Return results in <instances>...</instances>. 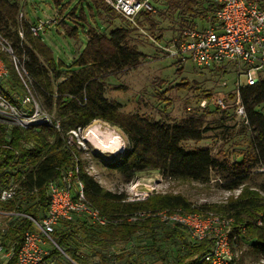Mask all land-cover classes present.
<instances>
[{
    "label": "trees",
    "instance_id": "1",
    "mask_svg": "<svg viewBox=\"0 0 264 264\" xmlns=\"http://www.w3.org/2000/svg\"><path fill=\"white\" fill-rule=\"evenodd\" d=\"M92 2L99 8L95 1ZM167 2L174 11L181 10L182 14L189 11L192 17H207L196 12L197 0ZM56 3L60 4L61 0ZM20 9V0H0V32L24 61L36 94L41 97L44 108L60 122V127L22 128L0 120V190L12 180L18 182L16 196L7 202L0 201V212L9 213L5 243L16 245L9 264L15 261L25 233L34 227L31 217L41 220L48 210L49 183L59 179L62 169L76 163L80 166L79 176L85 184L87 199L109 221L106 225H97L85 214L62 219L54 231L60 249L52 248L48 257L57 263L58 258L66 255L78 264H142L145 257H155L161 264H210L203 259L213 246L210 239L192 241L183 226L160 220L158 212L163 210L194 212L184 195L157 193L130 201L125 191L104 188L83 168L77 144H69L68 140L73 130H84L96 120L118 127L127 138L125 153L111 164L126 181L151 169L166 177L204 183L216 171L223 174L221 187L230 190L242 187L240 195L230 200L225 208L235 215L234 229L240 234L237 243L246 242L249 249L240 258L233 257L228 264H245L246 257L253 261L264 258V225L257 223L258 212L264 209V198L259 193L264 192V181L258 185V190L247 185L253 167L264 166V112L260 108L264 105V77L255 85L240 87L248 120V124L243 123L242 133L247 134L248 144L241 158L229 163L214 154L209 146L187 148L184 145L186 141L207 138L209 112L204 109L179 122L169 123L140 113H125L120 102L106 97L110 76L135 69L144 62L145 54L132 42L133 28L117 27L109 34L89 28L85 48L74 58L72 66H64L56 62L43 39L32 37L31 24L27 21L22 23L25 36L21 38ZM145 18L154 33L157 24L152 14H145ZM69 34L75 36L76 30H70ZM3 56L11 77L19 82L8 57ZM5 93L14 100L10 92ZM230 97L234 98L235 94L231 93ZM261 217L264 220V215ZM163 230L169 245L175 247L174 251L159 243L157 236ZM141 235L150 238V243L126 248ZM68 262L72 264L70 260Z\"/></svg>",
    "mask_w": 264,
    "mask_h": 264
},
{
    "label": "rangeland",
    "instance_id": "2",
    "mask_svg": "<svg viewBox=\"0 0 264 264\" xmlns=\"http://www.w3.org/2000/svg\"><path fill=\"white\" fill-rule=\"evenodd\" d=\"M92 1H95L99 8ZM92 1L61 0V3L57 4L56 0H20L21 9L18 19L21 38L25 36L22 30L24 21L33 24L38 19L43 22L50 20L51 23L46 25L41 38L34 34L32 37H37L40 41L43 39L51 48L56 62L63 63L64 66H72L74 58L82 52L87 44L89 28L98 29L106 34L117 27L131 28L128 22L121 19L114 10L104 5L100 0ZM215 2V0H197L194 8L198 14L207 15L206 19H208L214 13ZM154 8L152 18L157 24L155 32L152 33L148 23L143 22L142 24L150 34L161 35L163 39L169 38L186 22L194 21L202 24L205 21L201 19L200 15L190 16L189 11L185 14L180 13L181 10L174 11L169 7L167 0H156ZM73 29L76 30L75 36L69 34V31ZM132 42L137 44L139 50L145 54L144 62L135 69L125 70L121 74L110 76L107 79L106 97L120 102L123 112L140 113L155 120L175 123L195 111L201 112L202 109L198 107V102L204 97L212 102L215 96L226 94L229 96L228 103L233 102L234 98L230 97V94L235 92L238 76L232 66L230 68H199L190 61L186 62L184 66H180L172 58L162 55L157 46L137 30L132 33ZM4 43L10 45L8 39L0 32V47ZM3 55L7 56L4 52ZM9 78L11 86L15 87L16 91H21L20 81L16 82L12 77ZM240 80L244 83L245 76H241ZM32 90L34 96L42 103L41 97L36 94L34 81ZM188 107L192 109L190 110ZM260 108L264 112V105ZM204 111L209 112L207 114L209 127L206 133L207 138L201 141H186L184 145L187 148L209 146L214 154L229 163L240 159L242 151L247 149L248 144L247 134L242 133L243 122L238 119L231 108L222 110L210 105ZM93 125H98L103 130L96 129V132H93L97 135L90 137L88 131ZM108 130L115 135L112 137ZM92 137L106 141L104 143L117 139L121 143V151L109 152L97 149L91 141ZM71 138L80 146L78 150L80 151L81 165L104 188L118 192L125 191L129 198L131 196L130 186L139 180L144 191V199L157 193L182 194L190 202L195 213L202 216L213 214L216 217L232 218L231 228L235 227V215L232 211L226 210L225 205L240 195L242 187L233 190L221 187L224 182L223 174L213 171L209 181L201 183L189 179L166 177L158 170L150 169L139 172L133 180L126 181L118 171L111 167V164L125 153L128 144L121 129L102 120H96ZM263 181L264 166L253 167L250 178L247 180L249 188L258 190V185ZM259 193L264 198V192L260 191ZM175 211L192 212L180 209L163 210L158 214H169ZM262 215H264V209L258 212V225H264ZM7 222L9 220L0 215V224ZM232 230L235 232L234 228ZM165 236L163 230L157 236L160 239L159 243L162 247L171 248L174 251L175 247L171 246L172 244L169 245L170 242ZM148 243H150V238L141 235L128 243L126 248L145 246ZM248 249L249 246L246 242H238L233 247L234 257L240 258ZM67 259L72 264H78L66 255L58 258L59 262L57 261L56 264H70ZM142 264H161V261L155 257L151 259L145 257ZM245 264H264V258L253 261L246 257Z\"/></svg>",
    "mask_w": 264,
    "mask_h": 264
},
{
    "label": "built area",
    "instance_id": "3",
    "mask_svg": "<svg viewBox=\"0 0 264 264\" xmlns=\"http://www.w3.org/2000/svg\"><path fill=\"white\" fill-rule=\"evenodd\" d=\"M110 6L121 19L128 22L134 30L142 32L158 48L165 57L172 58L180 66L188 61L199 68L235 69L238 80L235 83V97L228 103V95L215 96L212 102L206 97L198 102L200 109L210 105L226 110L231 108L244 124H248L246 109L241 100L240 87L255 85L264 77V1L263 0H215V10L208 19L201 18L202 24L194 21L182 24L169 38H158L144 29L148 23L145 14L155 11L156 0H102ZM23 15V14H22ZM191 21V20H190ZM49 21L38 19L30 25L31 32L41 36ZM149 24V23H148ZM153 33V32H152ZM3 52L7 55L17 73L21 91H16L10 84V69L5 62ZM245 76V82L240 78ZM10 89H9V88ZM12 87V88H11ZM33 79L20 57L11 45L0 47V120L22 128L38 125H55L60 127L53 115L33 94ZM10 92L14 100L5 92ZM188 109H192L188 107ZM81 129L73 130L77 135ZM69 137V144L73 142ZM77 147H80L77 145ZM80 166L76 163L71 168L61 170L58 180L48 185L49 207L41 220L33 221V229L27 231L13 264H56L54 258L48 257L52 248H59L54 231L62 219H70L74 214H85L97 225H106L109 219L94 207L87 199L85 184L79 176ZM138 180L131 186L130 201L142 200L143 188ZM18 182L12 180L0 190V201L7 202L17 194ZM146 195V193H145ZM9 216V213L2 214ZM160 220L183 226L192 241L210 239L213 246L203 259L210 264H228L234 257L233 247L237 244L238 234L231 228L232 218L216 217L213 214L202 216L195 212L175 211L160 213ZM8 223L0 226V264H9L15 253V243L7 246L5 232ZM245 229H243V232Z\"/></svg>",
    "mask_w": 264,
    "mask_h": 264
},
{
    "label": "bare ground",
    "instance_id": "4",
    "mask_svg": "<svg viewBox=\"0 0 264 264\" xmlns=\"http://www.w3.org/2000/svg\"><path fill=\"white\" fill-rule=\"evenodd\" d=\"M93 127H91L88 131V135L91 137V136H94V135H97V133H94L93 131L96 130V128L92 129ZM108 133L109 134H112L109 130H108ZM113 135H115V133H113L111 136L113 137ZM89 137V138H90ZM92 141L93 143L95 144V146L99 149H104V150H109L108 148H111L114 152H117V151H121V143L117 141V139L115 140H109L108 143H104L106 141L104 140H99V139H95V137H92ZM91 139V138H90ZM98 140V141H97Z\"/></svg>",
    "mask_w": 264,
    "mask_h": 264
},
{
    "label": "crops",
    "instance_id": "5",
    "mask_svg": "<svg viewBox=\"0 0 264 264\" xmlns=\"http://www.w3.org/2000/svg\"><path fill=\"white\" fill-rule=\"evenodd\" d=\"M93 127L94 128H96V129H100V130H103L100 126H98V125H93ZM99 131V130H98ZM94 132H96V130H94ZM92 141V140H91ZM93 143V142H92ZM96 147V146H95ZM97 148V147H96ZM97 149H99V148H97ZM109 150H104L103 149V151H109V152H114L111 148H108ZM100 150H102V149H100ZM93 259L91 258V261H92Z\"/></svg>",
    "mask_w": 264,
    "mask_h": 264
}]
</instances>
